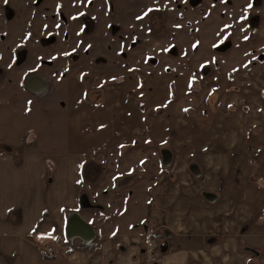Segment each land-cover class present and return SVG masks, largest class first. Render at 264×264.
<instances>
[{"label":"crops","instance_id":"0c3cea01","mask_svg":"<svg viewBox=\"0 0 264 264\" xmlns=\"http://www.w3.org/2000/svg\"><path fill=\"white\" fill-rule=\"evenodd\" d=\"M114 61L111 54L107 68L75 64L51 82L40 73L18 77L11 82L19 97L0 89V107L17 101L5 106L6 120L30 114L34 101L53 124L23 129L18 121L21 141L0 138V264H264L263 64L232 70L219 63L196 80L189 67L156 66L147 75ZM98 86L101 99L89 97ZM140 142L157 147L161 159L166 153L170 166L119 172L121 157L140 155L133 153ZM94 152L97 163L108 162L101 175L114 180L102 186L115 192L105 200H119L138 180L142 202L129 190L117 212L102 202H93L100 204L94 214L81 206L82 166ZM74 212L92 229L89 243L69 236ZM165 230L167 249L150 261L147 235Z\"/></svg>","mask_w":264,"mask_h":264},{"label":"rangeland","instance_id":"374dc122","mask_svg":"<svg viewBox=\"0 0 264 264\" xmlns=\"http://www.w3.org/2000/svg\"><path fill=\"white\" fill-rule=\"evenodd\" d=\"M71 1L44 0L38 23L34 20L30 21L31 24L24 27L21 32L16 25H11L9 40L0 39V69L3 71L0 89L7 86V96L14 93L19 97V89L11 82L18 79L19 75H27L32 71L54 78L53 76L60 75L59 72L69 71L74 62L79 63L80 69L107 68L111 66L108 63L111 54L114 56L115 61L111 62L114 66L139 69L147 75V70H154L156 66L177 69L189 67L195 72L196 80L201 77L200 72L204 66H211V76L219 63L224 68L232 70H247L253 64L262 63L264 66V0H75V3ZM18 9L22 11L21 8ZM49 14L54 15V20L49 18ZM256 15L258 18H255ZM83 16L90 27L97 26L93 34L90 33L93 26L88 30L90 34L86 35L79 27ZM2 17L0 16V19ZM69 18L73 21H67ZM47 19L48 22L51 21L50 28L54 26L56 33L61 36L60 39H54L55 44L38 39L39 35H44L42 32L47 31ZM63 24L66 26L63 27ZM65 28L68 33L63 36L62 32ZM85 42L86 49L82 52V49L79 50V44L82 46ZM97 53L99 55H96ZM96 56H99L97 60L94 59ZM80 57H83L82 61H79ZM48 59L53 63H45V66L39 70V66ZM87 76L89 78V75ZM16 102L15 99L4 102L3 107L2 105L0 107V119H3L0 123V138L17 143L22 140L16 138L14 130L16 127H13L18 121L23 129L36 127L39 124L44 126L46 119L42 118L48 113L43 112L42 107L33 110L35 102L31 101L33 106L30 107V114L23 116L14 112L9 113L8 121L4 113L11 108L5 106H14ZM24 118L28 120L23 121ZM45 124L53 126L52 122ZM141 146L135 149L138 150L137 152L133 151L140 153L134 159L126 160V156L121 157L125 160L122 162L124 169H118L119 172L125 174L128 169L142 172L146 168L152 170L154 166L163 169L157 147L153 148L145 144ZM145 154L149 157L142 159ZM151 158L156 161L152 162ZM95 159L94 152L82 166L81 185L84 196L81 206L84 204L94 207L89 210L94 214L96 206L100 207V204L94 203L102 202L104 209L117 212L119 206L126 204L128 199L126 191H134L135 196L138 191L143 194L142 183L140 187L137 180L127 187L124 186L127 180L123 179L119 187L124 186V188L115 196H120V199L105 200L104 194L110 197L111 192H115L109 189L110 187L105 192L102 186L111 185L114 180L110 179V175H101L103 166L108 165L106 159L103 164L97 163ZM146 159L149 160L144 164ZM137 197H141L138 201L142 202L143 196ZM138 206L142 207V205ZM102 219L104 220V217ZM111 229L110 225L108 230ZM160 241L163 242L161 239ZM147 243L146 239L145 247Z\"/></svg>","mask_w":264,"mask_h":264},{"label":"flooded vegetation","instance_id":"af4514ba","mask_svg":"<svg viewBox=\"0 0 264 264\" xmlns=\"http://www.w3.org/2000/svg\"><path fill=\"white\" fill-rule=\"evenodd\" d=\"M44 2V0H27L26 2H22L20 0H15V1H11V0H2L0 3V16H3L1 19H0V26H1V33H0V39H2L3 41H6V40H9V37H10V29H11V25H16L18 27V29L20 30V32L24 29V27L26 28L27 26H29L30 21L34 20L36 23H38V16L41 14V11L40 9H42V3ZM76 1L75 0H72L71 3H75ZM56 3V1H55ZM80 4V2H78ZM48 6V5H46ZM55 6V4H54ZM53 6V7H54ZM21 8V10L18 9ZM80 7V6H79ZM79 10L81 11V9L79 8ZM114 10V7L112 8V12ZM54 11V9H53ZM258 15H256L255 18H258L257 17ZM33 17V18H32ZM49 18L51 20H54V15L53 14H49ZM90 19H93L92 16H89ZM81 19H83V21L79 24V27H81L83 29V32H84V35H86L88 32V30H90V28L92 27V30L90 33L93 34V32L96 31V28L97 26L96 25H92L90 27V25H88L87 21H86V18L85 16H83ZM136 19V18H135ZM67 21H73L71 18H69V20ZM48 22V19L47 21ZM66 23V22H65ZM55 24V22L53 23ZM51 21L48 22V28H47V31L46 32H42L44 35H39L38 36V39H41L42 41H47L49 44H55V41L54 39H60V35L58 33H56V31L54 30V26L53 28L51 29L50 26H51ZM66 26V24H63V27ZM67 31V28H65L62 32V35L63 36H66L68 32ZM89 33V34H90ZM70 34V32H69ZM135 35V34H134ZM36 45V44H35ZM7 46V45H6ZM22 47L26 46V45H21ZM94 46V45H93ZM91 46V48L93 47ZM27 47V46H26ZM90 48V49H91ZM82 49V52L85 51L86 49V42L81 46L79 44V50ZM99 57V56H98ZM98 57L96 58V60L98 59ZM73 60L75 61V56H73ZM83 60V57H80L79 58V61H82ZM45 63L48 64V63H53L52 60H46L45 62H43L40 66H39V70L45 66ZM77 64V66H80L79 63H76L74 62L73 63V66ZM262 64V63H261ZM254 65H257V64H253L251 68L254 67ZM211 66H204L203 67V70L201 71V76H204L203 74V71H206L208 69H210ZM251 68H247V69H251ZM139 71V69H137ZM236 70V69H234ZM238 70V69H237ZM2 70L0 69V73L2 74ZM68 72V71H67ZM67 72H59L61 75L65 76L67 74ZM37 73V72H36ZM0 74V78L2 77V75ZM30 75H35L32 71H30L27 75H19L18 77H22L24 78V82H25V78L26 76H30ZM48 79L49 82L52 81V76H48L46 77ZM21 79V78H20ZM42 80L44 81L45 79L42 77ZM42 80H40L41 82H43ZM46 81V80H45ZM40 83V82H39ZM47 88H48V84H47ZM7 89V86H4V90ZM37 91H39V89H37ZM43 91V90H42ZM41 91V92H42ZM97 92H99V94H96ZM88 96L90 97L92 94H95L99 99H101V96L103 95V88L101 86H98L96 88H90L88 91ZM144 143V142H143ZM142 142L136 144V146H133V147H137L139 149V147H142V146H138V145H148L146 143L143 144ZM127 150H130V148H128ZM122 153V152H121ZM126 153V152H125ZM124 153V154H125ZM123 154V153H122ZM167 154H164V157L161 159V163H162V167L164 168V166L166 167H169L170 166V160L167 158ZM207 198V197H206ZM208 199V198H207ZM86 203L89 204V202L86 200ZM85 203V204H86ZM160 208V207H159ZM161 210H163V208H160ZM169 233L165 230V231H162L160 233L157 232V231H151L149 232V234L147 235V242H149V239L150 238H153L155 239V241L158 242V250L163 253V251H165L167 249L166 247V244H167V237H168ZM163 240V242L160 241ZM148 244V243H147ZM162 244H165L164 245V250L162 248ZM250 248V247H248ZM247 248V249H248ZM250 249H253V248H250ZM249 250V249H248ZM255 252H258L257 250L253 249ZM251 251V250H250ZM145 252H146V255L147 254V247H145ZM254 253V252H253ZM256 254V253H255ZM258 255H259V252H258ZM148 260V259H147Z\"/></svg>","mask_w":264,"mask_h":264},{"label":"water","instance_id":"95a60500","mask_svg":"<svg viewBox=\"0 0 264 264\" xmlns=\"http://www.w3.org/2000/svg\"><path fill=\"white\" fill-rule=\"evenodd\" d=\"M206 197L211 201H213L216 198V196L214 194H211V193H207ZM70 219H71V221L69 223V231H68L69 236H71L73 233H77L80 236H83L86 239V242L89 243V240L92 236V229H91L90 225L85 223V221H83L82 219H80V217L78 216V214L76 212H74L70 216ZM164 245L165 244H162L163 250H164ZM248 249L251 250L252 252L256 253V255H258V252H255L253 249H250V248H248Z\"/></svg>","mask_w":264,"mask_h":264},{"label":"built area","instance_id":"2783aa9c","mask_svg":"<svg viewBox=\"0 0 264 264\" xmlns=\"http://www.w3.org/2000/svg\"><path fill=\"white\" fill-rule=\"evenodd\" d=\"M158 242L155 239L150 238L147 244V254L150 261H161L162 253L158 250ZM46 252H54L53 247L46 248Z\"/></svg>","mask_w":264,"mask_h":264}]
</instances>
